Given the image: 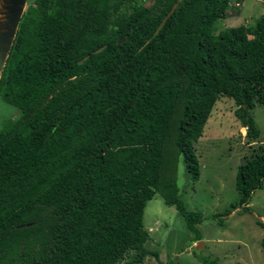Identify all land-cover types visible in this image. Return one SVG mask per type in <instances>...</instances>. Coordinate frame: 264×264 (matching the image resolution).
<instances>
[{
	"label": "trees",
	"instance_id": "trees-1",
	"mask_svg": "<svg viewBox=\"0 0 264 264\" xmlns=\"http://www.w3.org/2000/svg\"><path fill=\"white\" fill-rule=\"evenodd\" d=\"M229 1L182 0L153 35L176 0L128 13L123 0H27L0 74V103L18 115L0 127V264L157 258L142 224L154 195L200 241L178 158L196 182L192 144L218 99L251 139L249 109L264 105V15L214 33ZM263 181L264 151L236 168L239 214Z\"/></svg>",
	"mask_w": 264,
	"mask_h": 264
},
{
	"label": "rangeland",
	"instance_id": "rangeland-1",
	"mask_svg": "<svg viewBox=\"0 0 264 264\" xmlns=\"http://www.w3.org/2000/svg\"><path fill=\"white\" fill-rule=\"evenodd\" d=\"M153 2L123 0L119 12L128 13L133 3L149 8ZM228 7L214 33L225 27L253 26L264 15V0H230ZM234 109L232 100L218 99L201 138L192 144L198 163L196 182H191L182 158H178V196L187 211L202 216V222L196 226L200 241H195L193 233L187 231L174 208L165 206L161 198L154 195L143 210L142 224L149 235L145 248L155 252L157 258L147 256L140 264H202L192 254L198 242L201 245L195 254L201 259L215 260L214 264H264V181L262 188L251 196L248 213H238L240 208L236 205L238 197L234 189L236 168L264 151V105L255 101L249 109L258 131L255 139L245 136V129L233 114ZM17 117L15 110L0 103V127ZM130 257L129 254L119 264H126Z\"/></svg>",
	"mask_w": 264,
	"mask_h": 264
},
{
	"label": "water",
	"instance_id": "water-1",
	"mask_svg": "<svg viewBox=\"0 0 264 264\" xmlns=\"http://www.w3.org/2000/svg\"><path fill=\"white\" fill-rule=\"evenodd\" d=\"M181 1L182 0H176V3L172 5L169 12L161 20L153 35H155L160 30L167 18L175 9L177 3ZM26 2L27 0H0V74L13 43V39L15 37L19 21L25 9ZM122 41L123 39H119L117 43L119 44ZM85 59L86 57L83 58V60ZM81 62L82 60L78 61L77 63L81 64ZM199 245H201L200 242H198L194 247V252H197Z\"/></svg>",
	"mask_w": 264,
	"mask_h": 264
},
{
	"label": "clouds",
	"instance_id": "clouds-1",
	"mask_svg": "<svg viewBox=\"0 0 264 264\" xmlns=\"http://www.w3.org/2000/svg\"><path fill=\"white\" fill-rule=\"evenodd\" d=\"M194 251V250H193Z\"/></svg>",
	"mask_w": 264,
	"mask_h": 264
}]
</instances>
